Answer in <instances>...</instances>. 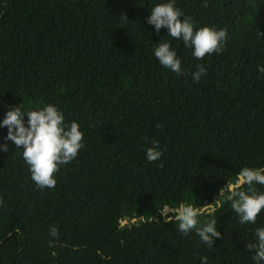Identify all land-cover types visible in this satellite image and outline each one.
<instances>
[{"label": "trees", "instance_id": "16d2710c", "mask_svg": "<svg viewBox=\"0 0 264 264\" xmlns=\"http://www.w3.org/2000/svg\"><path fill=\"white\" fill-rule=\"evenodd\" d=\"M162 2L0 0V124L18 104H51L79 124L85 145L60 166L56 186L41 189L0 126L8 148L0 147V264H256L246 245L264 227V210L241 224L219 193L242 168L264 167V0H175L194 29L228 34L223 50L202 60L148 24ZM163 42L182 75L156 59ZM198 65L206 74L196 82ZM154 141L162 155L150 162ZM216 199L223 207L202 218L217 220L222 238L212 248L159 213ZM134 215L147 222L119 228Z\"/></svg>", "mask_w": 264, "mask_h": 264}, {"label": "clouds", "instance_id": "9594fccd", "mask_svg": "<svg viewBox=\"0 0 264 264\" xmlns=\"http://www.w3.org/2000/svg\"><path fill=\"white\" fill-rule=\"evenodd\" d=\"M148 24L154 26L157 32L161 28H167L168 36L184 42L185 47L193 49L196 59L214 53L219 54L223 50V44L227 40L226 30L204 25L194 29V22L185 17L182 10L176 7L175 0H166L152 7L151 14L147 18ZM154 55L159 63L166 69L182 75L181 60L172 49L169 42L159 43L155 48ZM198 70L193 74V80L199 82L202 74H206L204 65H198ZM264 74V67H259ZM27 116V122H25ZM8 129L6 140L12 141L15 148H21L22 157L28 164L31 178L38 188H54L56 186V174L61 165L73 161L79 151L85 146L84 135L77 122L70 124L65 122L64 115L55 106L49 104L39 110H23L20 104L7 111L2 124ZM7 151V144L0 146ZM162 155L158 147V141L153 142L152 147L146 149L148 161H157ZM254 184L264 185V167L242 168L236 175L234 181L227 182L220 190L219 196L228 193L226 199L231 202V208L239 216L241 224H255L258 215L264 210V193H257ZM247 186L248 190L244 188ZM3 204L0 198V205ZM222 202L216 199L213 203H205L203 206H195L189 203H180L172 208L165 206L160 210L164 222H178V230L184 234L195 231L201 241L212 248L216 238H222L217 231V220L204 221L202 218L214 216ZM171 212L173 215H168ZM142 222H147L142 215H134L131 218L123 217L118 220L120 229L132 226L140 227ZM256 241L246 245L249 251L255 250L253 260L256 264L264 261V227L256 228ZM50 237L48 247L55 248L56 240L59 239V230L56 226L49 229ZM52 255H56L53 251ZM207 257H203L201 264H206Z\"/></svg>", "mask_w": 264, "mask_h": 264}]
</instances>
